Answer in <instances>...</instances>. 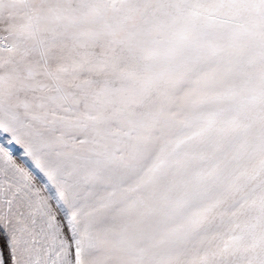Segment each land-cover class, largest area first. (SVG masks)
<instances>
[{
  "label": "snow or ice",
  "instance_id": "1",
  "mask_svg": "<svg viewBox=\"0 0 264 264\" xmlns=\"http://www.w3.org/2000/svg\"><path fill=\"white\" fill-rule=\"evenodd\" d=\"M0 264H264V0H0Z\"/></svg>",
  "mask_w": 264,
  "mask_h": 264
}]
</instances>
